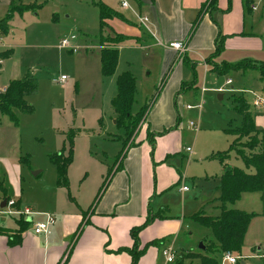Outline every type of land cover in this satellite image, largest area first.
Returning <instances> with one entry per match:
<instances>
[{
    "label": "rangeland",
    "instance_id": "374dc122",
    "mask_svg": "<svg viewBox=\"0 0 264 264\" xmlns=\"http://www.w3.org/2000/svg\"><path fill=\"white\" fill-rule=\"evenodd\" d=\"M17 1L32 4L34 9L14 12L8 21L7 33L1 35L0 88L11 79L30 74L35 90L25 96L29 109L16 113L17 125L0 114V180L7 195L12 196L17 191L21 204L33 211L50 212L53 207L59 212L68 211L75 206L71 198H76L82 209L91 204L106 172L114 169L121 159L122 152L117 156L118 152L127 143L125 152L128 144L143 131L144 111L127 138L125 121L116 123L117 115L112 107L117 92L116 78L128 71L135 78L136 89L131 118L135 119L136 113L152 103L156 95H159V103L157 113L153 114L155 122L165 118L169 110L172 115L171 125L167 126L165 118L158 128L171 129L167 138L171 137L170 144L176 143V173H184L181 180H176V188L174 185L163 194L169 213L182 222L177 237L168 236L165 242L175 251L174 261L169 264L179 260L183 264H199V259L186 257V251H199V243L205 244L213 237L208 227L198 224L191 216L199 210L212 216L220 213L218 183L226 167L253 171L246 168L232 150L222 162L215 155L228 150L235 138L225 128L240 124L236 99L243 97L253 111L256 108L252 103L254 96L264 97L258 72L255 69H248L244 74L232 71L215 75L212 82L210 71L200 68L191 73L192 87L179 91V88H171L169 82L162 90L160 51L150 46H134L132 42L136 44L138 37L127 36L118 47L114 71L104 75L100 66L98 4L101 0ZM107 1L113 8L120 7L118 0ZM252 4L256 9L245 15V30L261 36L264 41V0H253ZM6 9L7 6L0 5V18ZM70 35L75 36L71 43L79 45L76 52L59 46L60 40ZM62 74L67 76L63 85L58 81ZM229 78L231 83L226 84ZM202 88L205 90L201 91ZM197 104L201 105L200 109L196 108ZM189 121L195 122V126ZM151 125L157 127L154 121ZM70 138L72 160L67 169L68 187L63 188L56 185V165L51 155L62 146L66 153ZM244 141L245 137L238 139V148H242ZM186 147L191 151H186ZM177 185H186L189 193H182ZM3 200L0 224L11 225L15 217L2 213L8 200L3 198L0 188V204ZM227 206L253 214L240 251L230 253L237 258L235 264H264L259 254V249L264 247V184L262 190L243 192ZM213 255L219 264H231L223 260L224 254L218 250ZM160 257L165 260L161 253Z\"/></svg>",
    "mask_w": 264,
    "mask_h": 264
},
{
    "label": "crops",
    "instance_id": "0c3cea01",
    "mask_svg": "<svg viewBox=\"0 0 264 264\" xmlns=\"http://www.w3.org/2000/svg\"><path fill=\"white\" fill-rule=\"evenodd\" d=\"M118 1L120 7L117 5L118 8H113L108 5L109 1L101 0L119 14L106 22L117 33L138 37L136 44L132 42L134 46H150L160 51L162 90L169 82L171 88L180 89L181 82L191 80V73L196 69L209 70L206 59L214 50L218 34L223 35V48L214 61L249 59L264 62L263 39L245 30V15L256 9L253 0H250L249 7L245 6V0H215L210 4V0H128L135 11L148 16L149 30L136 21L130 9L131 14L126 13L128 9L122 8L121 0ZM9 2L0 0V5L8 8ZM200 11L202 13L191 32ZM173 40L184 43L185 48L181 53L167 46ZM182 57L188 64L182 62ZM210 73L214 78L216 74ZM158 98L159 95L144 117L140 136L136 135L132 145L128 146L120 167L114 170L106 188L92 206L89 207V204L82 209L79 201L71 198L75 206H71L70 210L59 212L53 207V211H50L55 221L48 234H34L28 226L18 233L19 242L13 244L9 240L15 238L16 224L1 222L7 232H0V264H131V255L125 249L132 246L130 229L141 224L147 215L159 210L164 218L153 219L139 232V248L143 251L136 264H169L161 259V248L166 245L168 236L177 237L182 222L169 213L163 194L173 189L176 180H181L184 173H176V143L170 144L171 137L167 138L171 135V129L164 133L158 129L165 118L167 126L172 124L170 110L162 120L155 122L153 118L158 111ZM254 110L250 112L255 125L264 129V105L256 106ZM153 121L157 127L151 125ZM147 132H161L155 137L153 146L147 139ZM181 186L177 185L179 191L189 193V189L182 191ZM18 194L16 191L9 196L19 200V207L22 208L26 205L21 204ZM152 240L161 242L150 244Z\"/></svg>",
    "mask_w": 264,
    "mask_h": 264
},
{
    "label": "trees",
    "instance_id": "16d2710c",
    "mask_svg": "<svg viewBox=\"0 0 264 264\" xmlns=\"http://www.w3.org/2000/svg\"><path fill=\"white\" fill-rule=\"evenodd\" d=\"M214 2L215 0H210L209 4ZM249 5L250 0H245V6L249 7ZM98 8L100 30L99 39L101 45L100 66L102 73L104 75H109L114 71L117 64L118 45L127 39V36L115 32L106 22L107 19L118 17L119 14L116 11L112 10L102 2L98 4ZM27 9H34V7L32 4H24L20 1L18 2L17 0H10L6 13L2 18H0V36L7 33L8 21L12 17L13 13H22ZM201 13V11L198 12V16L192 25L191 32L195 28ZM222 48L223 35L218 34L214 41V50L211 53V56L206 59V62L210 65V72L216 75H225L232 71H240L241 73H244L248 69H255L258 72L257 79L260 83V90L262 93H264V72H262L264 71V62H255L245 59L237 62L222 61L216 63L214 61V57L221 52ZM182 62L184 64H188L185 61V57H182ZM252 63L253 65H250ZM255 63L259 64L255 65ZM162 84L163 80L161 81L160 85ZM193 84V81L181 82V88L179 91H181V89L192 87ZM116 88L117 92L112 99V107L114 113L117 115L116 123L125 121L124 126L126 129L125 132L127 138L140 120L142 112L144 111L146 115V113L149 111V108H151L154 101L157 99L158 95L153 98L152 103L146 105L144 110L136 113L135 119H132L131 106L134 101V94L136 91L134 76L128 71L118 74L116 78ZM34 90L35 81L30 74H26L21 78L11 79L6 85L4 91L0 92V114L6 115L14 125H17L16 113L20 110L29 109L30 106L26 103L25 96L31 94L34 92ZM236 111L240 116L239 126L235 128H230V126H228L225 128L227 132L234 134L235 138L229 145L228 150L216 153L215 157L222 162L228 156V152L232 150L242 159L245 167L253 168V171L245 172L229 166V169H225L219 177V196L217 199L219 201L220 213L218 215L212 216L207 215L199 210L191 216V218L198 224L208 227L211 230L213 237V240L204 244L205 248L203 250L199 249L197 252L186 251V257H195L199 259V264H219L218 258L213 255L215 250H218L222 254L237 253L240 251L248 222L253 214L228 207L227 204L234 203L239 199L241 193L243 192L262 190L264 184V130L258 128L255 125L253 114L250 112L249 105L243 97L236 99ZM165 131L168 130H163V133ZM160 134L161 132H147V139L151 146L154 145L155 137ZM241 137H245V141L242 144V148H238L237 142ZM70 142L71 138L69 139V147H67L66 153H64L65 147L62 146L60 150L52 153L51 155V161L56 165V185L65 188L68 187L67 169L72 160ZM126 144L123 146L120 152H118L117 156H119L121 152L122 153L120 157L122 158L124 156L126 152V150L124 152ZM129 145H132V142L129 143L128 146ZM243 149L248 150V153H245V150ZM120 162L121 159L118 161V165L116 167L114 166V169L113 167L108 169L106 172V177L99 186L97 193L95 194L89 207L99 199L103 190L106 188L112 173L114 170L120 167ZM225 166L226 164H224V167ZM1 181L3 180H0V188L3 198L5 197L6 200H10V196L7 195L6 188L2 186L3 184H1ZM67 195L70 197L69 194ZM13 206L19 208V200H14ZM161 212L162 211L159 210L147 215L141 224L130 229L132 246L125 249L129 251L131 255V264H136L143 251V249L139 248L138 235L140 230L148 225L153 219L164 218V215L161 214ZM12 217H15L16 229L14 230L15 238L12 237V239L9 240L10 244L19 242L18 233L25 230L29 226L28 220H26L23 216ZM0 232H7V230L4 229L1 224ZM155 242L156 240H152L150 244ZM160 242L161 240L156 243L158 244ZM176 264L183 263L181 260H179L176 262Z\"/></svg>",
    "mask_w": 264,
    "mask_h": 264
},
{
    "label": "built area",
    "instance_id": "2783aa9c",
    "mask_svg": "<svg viewBox=\"0 0 264 264\" xmlns=\"http://www.w3.org/2000/svg\"><path fill=\"white\" fill-rule=\"evenodd\" d=\"M121 7L125 8V9H130L135 18L136 21L142 25L145 29L149 30V18L147 15L145 14H140L139 12L135 11L126 0H121ZM254 8V6L252 7ZM72 40H75V36L74 35H70L68 37L62 38L59 42V46L62 48H67L69 49L71 52H76L79 48L78 44L76 43H71ZM167 46L169 48H172L178 52H182L185 48L184 43L182 41H178V40H173L167 43ZM67 80V76L62 74L59 77V83H61V85H63ZM226 84L231 83L230 79H226ZM232 90V87H230ZM205 89L202 88L201 91H204ZM253 105L256 106H262L264 105V99L261 96H257L255 95L252 101ZM188 108H191L192 106L187 105ZM197 109L201 108L200 104L196 105ZM189 124L191 126H195V122L193 121H189ZM187 151L190 150L189 147L186 148ZM182 191H186L188 190V187L185 185H182L180 188ZM14 204V200H8V204L6 207H4L2 210L4 214L6 215H11V216H23L26 220H28L29 222V226L31 228V230L33 231L34 234H48L50 227L54 224L55 221V217L52 213L50 212H36L33 211L30 207L28 206H24L22 208H16L13 206ZM39 216H42V218H40ZM259 249V248H258ZM161 254L164 256L165 258V262L166 263H171L174 261L175 258V251L173 249V247L171 245H165L162 246L161 248ZM259 254L260 257L262 259H264V247L259 249ZM223 260L227 261L228 263L231 264H235L237 262V258L230 255V253H224L223 255Z\"/></svg>",
    "mask_w": 264,
    "mask_h": 264
},
{
    "label": "water",
    "instance_id": "95a60500",
    "mask_svg": "<svg viewBox=\"0 0 264 264\" xmlns=\"http://www.w3.org/2000/svg\"><path fill=\"white\" fill-rule=\"evenodd\" d=\"M211 80L214 81V78L211 77ZM227 169H229V167H226V170H227ZM4 203H5V201L3 200V201L1 202V204H0V207H3V206H4ZM198 248H199L200 250H203V249L205 248V246H204V244H202V243L200 242Z\"/></svg>",
    "mask_w": 264,
    "mask_h": 264
}]
</instances>
